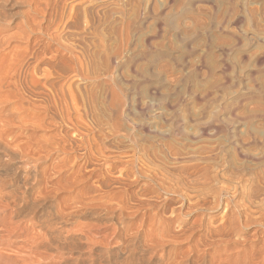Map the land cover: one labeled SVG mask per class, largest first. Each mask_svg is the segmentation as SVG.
<instances>
[{"label": "rangeland", "instance_id": "rangeland-1", "mask_svg": "<svg viewBox=\"0 0 264 264\" xmlns=\"http://www.w3.org/2000/svg\"><path fill=\"white\" fill-rule=\"evenodd\" d=\"M17 1L3 89L54 201L114 198L264 264V0Z\"/></svg>", "mask_w": 264, "mask_h": 264}, {"label": "bare ground", "instance_id": "bare-ground-1", "mask_svg": "<svg viewBox=\"0 0 264 264\" xmlns=\"http://www.w3.org/2000/svg\"><path fill=\"white\" fill-rule=\"evenodd\" d=\"M10 1L0 0V22L10 17L6 11ZM1 32L0 264H233L235 254L221 256L220 251L213 254L171 238L166 218L151 215L137 224L117 199H79L74 205L54 201L43 185L46 146L28 132L23 104L14 108L7 102L16 93L3 89L6 70L1 67L5 57L1 51L8 44ZM56 184L59 187L60 182Z\"/></svg>", "mask_w": 264, "mask_h": 264}]
</instances>
